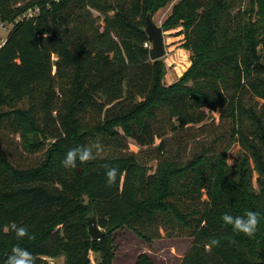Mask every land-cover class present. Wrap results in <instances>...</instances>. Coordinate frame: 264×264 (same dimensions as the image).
Segmentation results:
<instances>
[{
    "label": "trees",
    "instance_id": "16d2710c",
    "mask_svg": "<svg viewBox=\"0 0 264 264\" xmlns=\"http://www.w3.org/2000/svg\"><path fill=\"white\" fill-rule=\"evenodd\" d=\"M172 3L0 0L14 26L0 47V264L17 244L35 264H114L124 228L192 238L182 264H264V0L174 4L162 29H181L191 67L166 85L142 29ZM214 115L206 136L197 127ZM97 145L95 160L63 166L71 148ZM106 167L122 179L109 185ZM247 211L261 214L251 238L222 220ZM13 224L33 238L17 241Z\"/></svg>",
    "mask_w": 264,
    "mask_h": 264
},
{
    "label": "rangeland",
    "instance_id": "374dc122",
    "mask_svg": "<svg viewBox=\"0 0 264 264\" xmlns=\"http://www.w3.org/2000/svg\"><path fill=\"white\" fill-rule=\"evenodd\" d=\"M175 1V0H174ZM177 2L179 0H176ZM165 11V9H163ZM163 11V12H164ZM162 10L153 16V21L157 26L162 27L165 18L163 16ZM96 15H98L96 13ZM14 26L9 24H4L0 20V47L8 39ZM175 34L169 32H164V42L166 56L163 58L166 64V76L165 84L171 85L177 80H179L183 74L191 67L190 54L182 49L179 45L180 42L177 40H170L174 38ZM150 47L151 46H146ZM219 116L214 115L210 120L202 123V126L206 127L204 131L209 134L208 129L212 131L216 130L214 127L219 123ZM216 121V122H215ZM222 128L219 127L218 134L220 135ZM203 133L200 129L198 134ZM192 135L189 136V138ZM213 139L208 137V142L211 143ZM196 143V142H194ZM132 151L136 153L141 152V148L136 142L130 141L129 143ZM199 144H189L187 146V151L193 149L194 152L199 150ZM218 147V144H216ZM239 144H234L229 152V163L233 165L234 160L240 151ZM193 239L190 237H164L154 239L152 241H146L145 239L138 236L133 231L124 228L115 233V246H116V258L114 264H136L138 258L141 255L148 256L154 264H182L183 258L192 246ZM95 255L92 256L95 263ZM50 264H64V259L51 260L47 259Z\"/></svg>",
    "mask_w": 264,
    "mask_h": 264
},
{
    "label": "clouds",
    "instance_id": "9594fccd",
    "mask_svg": "<svg viewBox=\"0 0 264 264\" xmlns=\"http://www.w3.org/2000/svg\"><path fill=\"white\" fill-rule=\"evenodd\" d=\"M100 154L99 145L97 151L94 153L90 147L71 148L67 151L62 163L65 168H72L76 166L77 161L88 162L95 160ZM107 183L113 185L117 183L118 178L122 179L123 173L118 168L106 167ZM261 214L255 211H247L245 215H232L225 213L222 216L223 223L229 225L236 232L243 233L249 238L253 237L257 232L260 223ZM12 230L15 233L17 241L25 238H33L29 233V229L22 225H12ZM220 240L213 238L205 245L206 249L213 246H219ZM6 264H35L33 254L26 248L20 247L18 244L14 245L11 254L8 256Z\"/></svg>",
    "mask_w": 264,
    "mask_h": 264
},
{
    "label": "water",
    "instance_id": "95a60500",
    "mask_svg": "<svg viewBox=\"0 0 264 264\" xmlns=\"http://www.w3.org/2000/svg\"><path fill=\"white\" fill-rule=\"evenodd\" d=\"M151 43L150 48V59L151 61H159L163 60L166 56L165 50V42H164V31L162 27L157 26V24L153 21V17L151 14L147 16L146 19V27L142 29ZM52 142L49 141L48 146H51ZM89 232L93 240H101L104 236L103 231L98 226V222L96 217H91L88 219Z\"/></svg>",
    "mask_w": 264,
    "mask_h": 264
},
{
    "label": "crops",
    "instance_id": "0c3cea01",
    "mask_svg": "<svg viewBox=\"0 0 264 264\" xmlns=\"http://www.w3.org/2000/svg\"><path fill=\"white\" fill-rule=\"evenodd\" d=\"M177 3V1L175 0H173V3L171 4V5H169L167 8H165V11L164 10H162V12H163V16H164V18H165V20L168 18V16L171 14V11H172V8H173V6H174V4H176ZM181 29H179V30H173V31H170L169 33H171V34H177L179 31H180ZM183 39H184V37L183 36H174V38H172V39H170V40H177L176 42H180L179 43V45H183ZM183 49V48H182ZM185 50V49H184ZM186 51V50H185ZM60 259H64V258H60ZM51 260H53V259H51ZM58 260V259H57Z\"/></svg>",
    "mask_w": 264,
    "mask_h": 264
},
{
    "label": "built area",
    "instance_id": "2783aa9c",
    "mask_svg": "<svg viewBox=\"0 0 264 264\" xmlns=\"http://www.w3.org/2000/svg\"><path fill=\"white\" fill-rule=\"evenodd\" d=\"M34 15V13H30V16H33ZM146 46H149V45H146Z\"/></svg>",
    "mask_w": 264,
    "mask_h": 264
}]
</instances>
